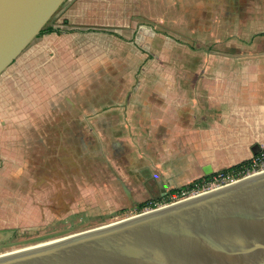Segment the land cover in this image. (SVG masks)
<instances>
[{"label":"crops","instance_id":"obj_1","mask_svg":"<svg viewBox=\"0 0 264 264\" xmlns=\"http://www.w3.org/2000/svg\"><path fill=\"white\" fill-rule=\"evenodd\" d=\"M118 7L76 1L0 74V228L97 193L124 208L264 145V0H174L204 25L185 37Z\"/></svg>","mask_w":264,"mask_h":264},{"label":"water","instance_id":"obj_2","mask_svg":"<svg viewBox=\"0 0 264 264\" xmlns=\"http://www.w3.org/2000/svg\"><path fill=\"white\" fill-rule=\"evenodd\" d=\"M65 1L0 0V74ZM260 148L254 145V153ZM0 264H264V170L115 221L1 252Z\"/></svg>","mask_w":264,"mask_h":264},{"label":"rangeland","instance_id":"obj_3","mask_svg":"<svg viewBox=\"0 0 264 264\" xmlns=\"http://www.w3.org/2000/svg\"><path fill=\"white\" fill-rule=\"evenodd\" d=\"M78 0H66L62 6L55 12L47 24H54L61 22V17L65 14L66 10L71 7ZM110 1V0H105ZM117 5L116 14L125 16L132 19V23L137 27L143 29L145 32H155V28L161 29L160 24L163 21H170L165 24L166 30L185 37L184 33L190 31H203L204 25L188 23V15L190 8H182L178 18L177 10L174 11V0H115ZM106 13L112 14L107 11ZM198 15L203 13V8L197 9ZM178 14V15H177ZM175 15V17H174ZM165 16V17H164ZM165 18V19H164ZM180 20L179 24L175 20ZM157 20H159L157 22ZM139 23H142L139 25ZM158 23V24H157ZM200 26V27H199ZM87 153L92 156L93 151L88 149ZM184 184H159L158 195L151 196L153 205H147L139 208L141 201L136 200L133 203L125 206L124 208H112L106 206L104 198L97 193V197L87 198L81 200L73 208H69L62 216L47 217L49 221H40V217L27 216L21 217L18 222L10 224V226L0 228V253L8 250L16 249L26 245L34 244L44 240L55 237H60L80 230L88 229L103 223L115 221L133 214L152 209L164 204L171 203L189 195V191L184 193L172 192V189L179 188ZM184 188L183 190H188ZM144 201V200H143ZM72 201H70L71 203ZM27 220V221H26ZM30 220L31 223L26 224Z\"/></svg>","mask_w":264,"mask_h":264},{"label":"built area","instance_id":"obj_4","mask_svg":"<svg viewBox=\"0 0 264 264\" xmlns=\"http://www.w3.org/2000/svg\"><path fill=\"white\" fill-rule=\"evenodd\" d=\"M261 170H264V145L249 159L240 162L232 168L218 169L209 174H205L199 177V179L195 180L193 186L189 187L188 190H183L179 193L189 191V195L185 196L188 197L222 186L224 184L234 182Z\"/></svg>","mask_w":264,"mask_h":264},{"label":"trees","instance_id":"obj_5","mask_svg":"<svg viewBox=\"0 0 264 264\" xmlns=\"http://www.w3.org/2000/svg\"><path fill=\"white\" fill-rule=\"evenodd\" d=\"M58 31V30H60L57 26H55L54 24H46L44 27H43V29H42V31H41V33L38 35V37L39 36H41L42 34H44V33H46V32H51V31ZM237 164H239V163H237ZM237 164H235V165H231V166H229V167H225V168H222V169H228V168H232V167H234V166H236ZM197 179H199V178H197ZM197 179H195V180H197ZM195 180H193V181H191L190 183H187V184H184L183 186H181V187H179V188H174V189H172V192L174 193H176V192H179V191H181L182 189H184V188H189V187H192L193 186V183H194V181ZM153 200L152 199H146V200H144V201H141L140 203H139V208H142V207H144V206H147V205H153Z\"/></svg>","mask_w":264,"mask_h":264}]
</instances>
